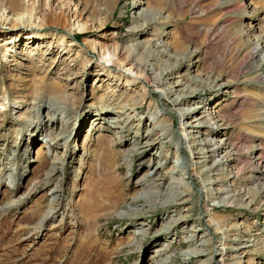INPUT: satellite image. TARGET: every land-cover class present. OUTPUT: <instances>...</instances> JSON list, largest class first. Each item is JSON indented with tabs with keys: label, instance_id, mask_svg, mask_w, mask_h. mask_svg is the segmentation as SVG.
<instances>
[{
	"label": "rangeland",
	"instance_id": "rangeland-1",
	"mask_svg": "<svg viewBox=\"0 0 264 264\" xmlns=\"http://www.w3.org/2000/svg\"><path fill=\"white\" fill-rule=\"evenodd\" d=\"M135 1L106 12L105 0H65L55 23L65 3L30 0L39 35L26 40L0 0V264H264V82L248 80L264 69V0H143L171 54L158 61L128 54L152 38L133 30ZM188 77L206 83L200 98L173 102ZM203 111L210 134L186 125ZM205 137L226 143L214 183L199 174ZM157 172L168 206L137 183ZM170 186L183 192L176 205ZM216 186L231 190L225 204L209 197Z\"/></svg>",
	"mask_w": 264,
	"mask_h": 264
},
{
	"label": "bare ground",
	"instance_id": "bare-ground-1",
	"mask_svg": "<svg viewBox=\"0 0 264 264\" xmlns=\"http://www.w3.org/2000/svg\"><path fill=\"white\" fill-rule=\"evenodd\" d=\"M7 1L9 3V7H5L4 8L5 10H8L9 9L10 12H11L13 9L14 10L15 9H18V13H17V16H16L17 24L14 25V28H18L19 29V33H20V31H21V33L24 32L26 34V37H27V38H25L26 40H30L32 38H37V36L39 35L37 33L39 27L35 26V24H34L36 22L34 20V18L32 17V11L34 9L33 8L34 5L31 6V4H33L34 2L33 3L30 2V0H7ZM51 1H53V0H46L47 5H49V3ZM57 1L65 3V0H57ZM66 1H67V4L71 2V0H66ZM105 2L107 3L106 12H108L112 8V4L114 3V0H105ZM143 3H146V2H143V0H136L134 2V7L136 9H138V12H136L135 17H134L135 26H133V30L136 31V32H138V33H143L144 31L150 30V32H151L150 36L152 38L146 39L145 41H138V42L136 41L135 43L131 44L130 51H129L128 54L132 55L133 52H136L134 54L137 55V50L139 49V50H142L141 53H143L144 51L149 50L148 52H145V53H147V55L150 56L151 58H154L156 61L160 60V57H164V56L171 57V54L169 53V50L167 49V45H165L164 43H161V31H160V33H159L158 30L156 31V24L159 23V19H162V18H160L159 14L157 12H153V11L147 10L148 8L147 9H144L142 7ZM67 4H66L65 7H63V10H60V12L58 13L57 17L54 20L55 23L57 21L59 22L60 19L67 17V12L65 11L66 10V7H67ZM29 5L31 6V8H29ZM28 8H29L28 12L30 11L29 12V14H30L29 16H27V14H26L27 13L26 11H27ZM22 10H23V12H22ZM193 13H195V12H193ZM4 15L5 14L0 11V18H2ZM4 18H7V16H5ZM77 18H78V16H77ZM72 29L75 30V31H77V32H80L81 30L84 29V25L82 23H80L76 27H73ZM9 34H10V38H13L14 34L13 33H9ZM12 42H10V43H12ZM60 42L61 43H64V38L63 37H60ZM257 48H258V44L254 45L253 49H254V52L255 53L258 51ZM8 49H9V47H5V52H7ZM150 50H151V52H150ZM29 53H30V50H29ZM140 55H142V54H140ZM183 58L184 57H180V60L182 61ZM139 59H141V58L138 57V56H136V59L135 60H139ZM176 61H178V59ZM176 66H175V68H176ZM263 73H264V69L260 73L255 74V76H253L254 77L253 79L252 78L251 79L248 78V80L251 82V84L252 83H255V81H260V82L262 81V82H264V75H263ZM157 77H158V75H156V78ZM250 77H252V76H250ZM188 79H189V83L184 86L185 88H182L183 91H185V92L182 93V94L177 93L176 96L173 99V102H175V103L188 102V101H190V100H192L194 98H200V96H201L200 89H202L203 87H206V85H205L206 83L204 81L198 79L197 77H188ZM176 82H178V81H176ZM243 83H245V82L242 81V80L241 81L238 80V81H234L232 84L239 85V84H243ZM41 87H44L43 89L46 92L51 93L52 97L48 99L49 101H51L54 104L59 103V104H57L59 106L61 105L60 103L62 102V99H61L62 96L54 95L55 94L54 93L55 92V87L54 86L52 87L49 83H44ZM41 87H39V88H41ZM210 88H211V86H210ZM37 92L39 94H41L40 91L37 90ZM169 93H171V90H167V91L162 90L161 91V94L163 96L164 95L167 96ZM62 94H63V98H64V95L65 94L64 93H62ZM35 97L37 98L38 95L35 96ZM40 99H43V98L40 97ZM43 100H45V99H43ZM48 106L50 107L52 105H48ZM59 108L60 107H58V109ZM120 108L122 110H124V109L132 110L133 109V108L129 107V105L126 104V103L125 104H121L119 106V109ZM135 109H136V107H135ZM101 110L103 111L104 115H108V114H110L111 112L114 111L113 108L112 109H108L106 107H102ZM202 113H203L202 116L204 117L203 120H201L200 118H198L201 121L200 120L198 122L194 121V122L189 123V124L187 123L186 125H188V129L189 128H199L200 129L201 126H202V127H204L203 128L204 131L207 132L208 134H210V132H212L213 124H215V122H211L212 121L211 120L212 118L210 119L209 118L210 117L209 114H205V111H203ZM216 113H217L216 114V116H217L216 118H218V117L221 116V114L219 112H216ZM180 114H182L184 116L187 113H185L182 110H180ZM261 114H262V116L259 115L261 117V118L259 117V119L264 120V118H263L264 117V110L262 111ZM47 115H48V112H47ZM220 118H222V117H220ZM161 130H162V132L160 133L161 135H164L165 134L164 132H168V135H169V129L168 128L165 127V128L160 129V131ZM184 132H186V131L184 130ZM189 132L190 131L186 132L185 135H190L189 137L191 138L192 136H191V134ZM153 134H147V135L153 137ZM170 134H172V133H170ZM153 141H155V140H153ZM153 141L148 142L146 144V148H144L142 150L143 151H146V150L150 149L151 147H153L156 144ZM198 143H199V147L198 146L196 147V149H197L196 152L200 155V160H201V158L204 159L200 163L198 162L200 164V166L198 167L199 168V174H200V176L204 175V173L207 176H209L211 174L212 177H210L209 183H211V182L214 183V180L216 178H213L214 177L213 175L214 174L217 175V173H219V171H221L224 168L225 163L227 162L226 156L225 155L223 156V155L220 154V150H222L223 148L226 147V143H221L220 144V143L214 142L213 140H211L210 138H207V137L198 139ZM134 151L133 150L130 151V153L133 152V154H132L133 156L136 154V152H134ZM45 153L47 155V151H45ZM213 157H215L216 159L212 162V166L211 165H206L205 160H207L208 158H213ZM207 166H208V169L204 170ZM188 168H189L188 164H187L186 167L183 168V170L185 171V173H188L187 172V170H189ZM172 172H173V170L171 169V173ZM162 182L164 183V176L162 174H160V172H157L156 174H151V175H149L147 177H144V178H141V179H138L137 180L138 185L146 186L145 187V190L148 192V194L151 196V198L152 197L154 198V200L152 202L154 206L155 205L156 206L158 205V206H161V207L163 206L164 207L167 204H169V202L167 203L166 200H161V195L162 194L160 192H162V191L159 190V188H160L159 186L161 185ZM111 187H112L111 185H108V184L106 185V187H105L106 188V191H105L106 194L107 193L108 194L110 193L109 189ZM216 187L218 188V186H216ZM169 189H170L169 192H172L173 193V197H174V199H172L170 201V203H171L170 205H176L177 204V201H179V200H181L183 198V192L182 191H177L176 189H175L176 191H174L172 186H170ZM229 191H231V190H228L227 188H226V190L224 188H221V187H219L218 189L212 188V190L209 189V197H211V199H218V197H219V199H220L219 201H222L225 204L226 203L225 202V196H228L227 194H229ZM247 192L248 191H246V193ZM141 201H142L141 199H136V198L133 197L131 199V203L130 204H133V203L134 204L135 203L137 204V203H140ZM8 206H10V204H8L7 207ZM52 210H53V207H50L49 210L46 211V213L41 217L40 221L38 222L39 225H41V223H43L42 221L44 219H46V217H48L50 215V213L52 212ZM129 210H130V208H129ZM197 233H198V231H197ZM191 253L194 254V255L195 254L198 255L201 252L198 251V250H196V249H193L191 251Z\"/></svg>",
	"mask_w": 264,
	"mask_h": 264
}]
</instances>
